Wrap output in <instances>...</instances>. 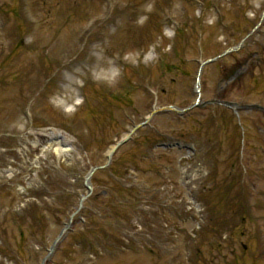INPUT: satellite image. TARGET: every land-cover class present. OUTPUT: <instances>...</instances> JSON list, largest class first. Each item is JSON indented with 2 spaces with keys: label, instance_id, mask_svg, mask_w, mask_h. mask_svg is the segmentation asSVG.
Masks as SVG:
<instances>
[{
  "label": "rangeland",
  "instance_id": "374dc122",
  "mask_svg": "<svg viewBox=\"0 0 264 264\" xmlns=\"http://www.w3.org/2000/svg\"><path fill=\"white\" fill-rule=\"evenodd\" d=\"M263 11L0 0V264H264Z\"/></svg>",
  "mask_w": 264,
  "mask_h": 264
},
{
  "label": "water",
  "instance_id": "95a60500",
  "mask_svg": "<svg viewBox=\"0 0 264 264\" xmlns=\"http://www.w3.org/2000/svg\"><path fill=\"white\" fill-rule=\"evenodd\" d=\"M227 51H228V49H227L226 51H224L223 53H225V52H227ZM209 61H212V58L207 59L206 61L201 62V66H202L205 62H209ZM200 72H201V68H199V70H198V72H197V76H196V87H197V88H198V80H199ZM224 103L229 104V103H227V102H224ZM194 105H196V104H192V105L187 106V107H185V108H178V107H175V106H166V107H159V108H155V109H153V110L149 113L148 117L146 118V120H145L144 122L135 125V126L130 130V132L128 133V135H127L124 139L118 141V142L112 147V149L110 150V152H109V154H108V156H107V160H108L107 163L110 162V160H111V155L114 153V151L116 150V148H117L120 144H122V143H123V142H124V141H125V140H126V139H127L132 133H133V132H134V130H135L136 128H138V127L141 126V125H144V124H145V123L151 118V116H152L154 113L159 112V111H164V110H165V111H166V110H175L176 112H178V113L181 114V113H183L184 111H186V110L190 109L191 107H193ZM106 165H107V164L100 165V166H93V167H91L90 170L87 172V174H86V176H85L84 183H85V186H86V188L88 189L89 192H90V190H91L90 178H91L93 172H94L96 169H98V168H103V167H105ZM84 197H85V196H83V197L81 198V200H80V204H79V207L81 206V202H82V200L84 199ZM71 217H72V215H71ZM71 217L69 218L68 223L65 225L64 228H62V230L59 232L57 238L55 239V241H54L53 244L51 245V247H50V249H49V253L52 252V250H53V248H54L56 242L60 239V237L62 236L64 230L69 226V224H70V222H71Z\"/></svg>",
  "mask_w": 264,
  "mask_h": 264
},
{
  "label": "flooded vegetation",
  "instance_id": "af4514ba",
  "mask_svg": "<svg viewBox=\"0 0 264 264\" xmlns=\"http://www.w3.org/2000/svg\"><path fill=\"white\" fill-rule=\"evenodd\" d=\"M254 54H256L257 53V51H255V52H253Z\"/></svg>",
  "mask_w": 264,
  "mask_h": 264
}]
</instances>
